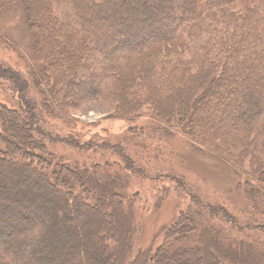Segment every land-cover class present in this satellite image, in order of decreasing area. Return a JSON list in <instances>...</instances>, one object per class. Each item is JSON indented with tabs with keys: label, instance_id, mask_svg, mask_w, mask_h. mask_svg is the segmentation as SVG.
Segmentation results:
<instances>
[{
	"label": "trees",
	"instance_id": "obj_1",
	"mask_svg": "<svg viewBox=\"0 0 264 264\" xmlns=\"http://www.w3.org/2000/svg\"><path fill=\"white\" fill-rule=\"evenodd\" d=\"M21 1L33 66L26 78L0 62L16 99L0 97V264H264V212L240 223L187 189L200 208L145 244L131 182L146 173L120 141L97 144L121 164L66 165L45 140V115L78 102L106 98L126 119L144 106L152 132L183 135L264 195V0ZM177 176L151 180L186 188Z\"/></svg>",
	"mask_w": 264,
	"mask_h": 264
},
{
	"label": "rangeland",
	"instance_id": "obj_2",
	"mask_svg": "<svg viewBox=\"0 0 264 264\" xmlns=\"http://www.w3.org/2000/svg\"><path fill=\"white\" fill-rule=\"evenodd\" d=\"M43 3L44 0H37V11L40 12ZM25 11L21 0H0V62L18 69L27 78V69L32 65L31 39L29 34L25 39L28 31L20 32L25 24ZM41 35L47 48H50L48 32H41ZM13 91L9 82L0 80V97L5 95L15 99ZM114 110L112 101L97 98L69 106L65 119L45 115V126L50 132L45 140L55 157L66 165H100L106 161L121 164L117 150L97 144L100 141L109 143L106 139L112 143L120 141L136 165L146 173L132 177L131 182V190L137 191L139 204L145 212L139 217L144 225V234L139 241L145 240V244H148L159 229L175 219L180 211L194 212L200 208L190 201L187 189L193 190L205 202L225 206L240 223H247L255 213L260 217V212H264V195L260 192L252 195L242 190L238 183L244 182L243 177H235L222 161L205 151L191 148L179 133L167 137L152 132L156 126L144 106L141 108L142 114L131 119L114 117ZM130 125L138 126L139 131L142 127L143 130L131 133ZM92 142L96 145L90 147ZM175 174L182 178H179L180 181L184 180L186 188L164 177L151 180L158 175ZM160 198L161 205L157 206ZM108 219L107 224L114 225L112 217ZM161 235H158L156 242L161 241Z\"/></svg>",
	"mask_w": 264,
	"mask_h": 264
}]
</instances>
